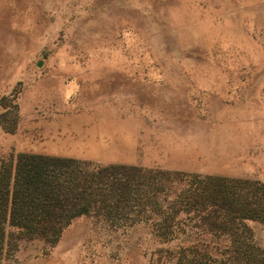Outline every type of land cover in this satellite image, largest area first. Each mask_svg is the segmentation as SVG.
Wrapping results in <instances>:
<instances>
[{
	"label": "rangeland",
	"instance_id": "1",
	"mask_svg": "<svg viewBox=\"0 0 264 264\" xmlns=\"http://www.w3.org/2000/svg\"><path fill=\"white\" fill-rule=\"evenodd\" d=\"M20 152L184 173L177 192L264 182V0H0V164ZM153 210L80 217L0 264H171L196 240L156 238ZM246 224L264 257V224Z\"/></svg>",
	"mask_w": 264,
	"mask_h": 264
},
{
	"label": "trees",
	"instance_id": "2",
	"mask_svg": "<svg viewBox=\"0 0 264 264\" xmlns=\"http://www.w3.org/2000/svg\"><path fill=\"white\" fill-rule=\"evenodd\" d=\"M179 175L186 176L20 152L0 164V261L24 244L54 246L80 217L136 224L150 219L147 208L151 206L157 217L152 219L158 222V228L151 230L156 238L196 240L179 248L171 264H264L261 251L247 237L246 224L248 220L264 224V182L192 175L195 181L187 191L177 192L168 184ZM168 197L172 213L160 210ZM178 204L184 208L175 211ZM180 213L184 221H194L189 229L175 227Z\"/></svg>",
	"mask_w": 264,
	"mask_h": 264
},
{
	"label": "crops",
	"instance_id": "3",
	"mask_svg": "<svg viewBox=\"0 0 264 264\" xmlns=\"http://www.w3.org/2000/svg\"><path fill=\"white\" fill-rule=\"evenodd\" d=\"M76 158H78V157H76Z\"/></svg>",
	"mask_w": 264,
	"mask_h": 264
}]
</instances>
